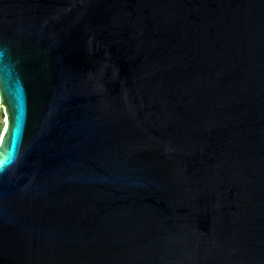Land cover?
I'll return each instance as SVG.
<instances>
[{"label": "water", "instance_id": "95a60500", "mask_svg": "<svg viewBox=\"0 0 264 264\" xmlns=\"http://www.w3.org/2000/svg\"><path fill=\"white\" fill-rule=\"evenodd\" d=\"M0 107V264H264V0H0Z\"/></svg>", "mask_w": 264, "mask_h": 264}, {"label": "rangeland", "instance_id": "374dc122", "mask_svg": "<svg viewBox=\"0 0 264 264\" xmlns=\"http://www.w3.org/2000/svg\"><path fill=\"white\" fill-rule=\"evenodd\" d=\"M0 113H1V107H0ZM3 124H5V122H3V118H1V115H0V134L3 129Z\"/></svg>", "mask_w": 264, "mask_h": 264}, {"label": "bare ground", "instance_id": "6f19581e", "mask_svg": "<svg viewBox=\"0 0 264 264\" xmlns=\"http://www.w3.org/2000/svg\"><path fill=\"white\" fill-rule=\"evenodd\" d=\"M3 119H4V118H3ZM3 122H5V124H7V120H6V119H4ZM5 124H3V127L5 126Z\"/></svg>", "mask_w": 264, "mask_h": 264}]
</instances>
